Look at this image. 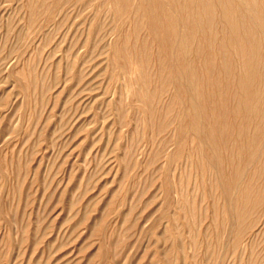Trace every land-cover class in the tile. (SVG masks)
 <instances>
[{"label":"rangeland","instance_id":"rangeland-1","mask_svg":"<svg viewBox=\"0 0 264 264\" xmlns=\"http://www.w3.org/2000/svg\"><path fill=\"white\" fill-rule=\"evenodd\" d=\"M102 1L96 16L97 2L83 10L59 0H0V264H264V232L248 238V230L233 247L222 193L198 171L194 121L177 129L173 85L154 118L134 94L140 70H151L145 78L157 87L158 54L168 55L144 0H131V21L117 20ZM164 4L174 14L176 4ZM161 5L153 0L151 9L162 21ZM213 11L194 46L201 61L208 52L226 68L228 55L210 52L228 46ZM92 17L100 32L88 29ZM201 87L200 102L209 90Z\"/></svg>","mask_w":264,"mask_h":264},{"label":"bare ground","instance_id":"bare-ground-1","mask_svg":"<svg viewBox=\"0 0 264 264\" xmlns=\"http://www.w3.org/2000/svg\"><path fill=\"white\" fill-rule=\"evenodd\" d=\"M108 1L111 4V8L113 7V12L117 14L115 16L117 20L118 17L123 15H126L127 19L135 17V4L131 3V0ZM157 1L163 5H161L163 12L162 21L154 15L151 9L153 0H144V3L146 10H149V13L147 12L148 17H151L150 20L152 21L150 29L155 33L156 39L161 43L168 55L164 56L163 52L162 56L158 54L155 78L158 80L159 86L157 84V87L153 90H150L149 79L145 78L149 76L144 75L147 72L144 70L146 67L143 69L146 71L144 74L142 73L143 71L141 72V68H138L140 71L138 70V75H136L140 79L137 77L138 79L134 78L131 82L133 85L136 83L140 85V95L138 92H134V94L148 101L151 117L156 113L161 116L165 108L158 109L160 105L157 102L160 101L162 93L169 88L168 85H173L172 95L178 109H176L177 113L175 112L174 117V120L178 119L179 121L177 129L179 131L183 130L182 126L184 124L182 123L181 125V122L185 119L194 121L193 125L191 123V126L188 125V130L189 134L192 133L196 139L195 148L193 146L192 148H194L195 157L197 156L196 160L198 159L197 161L199 162L198 169L200 168V170L198 171H201V174L209 173L210 178L209 180L207 179L209 181V189L211 191H214V189L220 190L222 193L224 204L222 202L221 206H224V214L229 221L233 242L235 239L239 242V238H243L244 233L248 230L250 231L247 237L251 238V235L264 232V0H171L172 3L176 4L174 14L165 8V0ZM59 2L63 4L66 2L69 4L68 2H70L71 5L69 6L80 5L82 8L84 6L83 10L88 6L90 7L91 4L95 5L97 2L96 7L94 6L95 12L92 9L96 16L104 5L101 0H59ZM234 2L235 4H233ZM213 9L219 11L218 22L226 28L228 46L219 44L218 47L210 48V52L222 58H224V55H228L231 62L226 68L222 62H218V65L211 62L208 52L203 61H201L200 49L194 46L202 24H205L207 28V25H210L211 14L217 12H214ZM201 12H205L204 19ZM181 13L184 14L183 17ZM97 19L95 20L92 17L89 23L86 20L87 26H89L88 29L92 27L93 31L100 32L102 26L98 24L99 20L97 21ZM81 22L83 21L81 20ZM140 22V24H137L138 21L134 22L133 26L136 31L143 24V21ZM80 25L82 24H79L78 28L82 34L85 33L84 41L87 42L86 38L89 35L85 31L87 28L82 26L81 29ZM112 25L115 26L114 24ZM112 25H109L111 29ZM181 26L184 27V30L181 29ZM109 32L107 31L108 34ZM119 43L123 50L121 41ZM120 46L117 45L116 52H120ZM134 47L135 45L133 50ZM91 48L93 49L94 47ZM191 53H194L199 61L195 57L189 58ZM125 55L122 54L123 57ZM142 56L144 58L145 54ZM199 62L203 63L201 69L199 68ZM139 63L142 65L141 62ZM139 67L141 66L139 65ZM149 71L151 72V70ZM150 72H147V74L149 75ZM221 75H225L226 80L220 78ZM151 83H153L152 79ZM201 86L207 87L209 90L206 92L205 98L200 102L197 97L200 95L199 91H202L199 89ZM157 104L158 107L156 106ZM168 107L170 109L171 105ZM164 123L166 122L164 121ZM160 131L162 132V130ZM192 144L194 145V143ZM169 161L171 162V160ZM214 215L212 217L215 218ZM236 242H234L233 247H235ZM253 245L251 244L249 247ZM249 251L253 252L252 250ZM247 260L249 259L247 258ZM251 263L253 262L251 261Z\"/></svg>","mask_w":264,"mask_h":264}]
</instances>
